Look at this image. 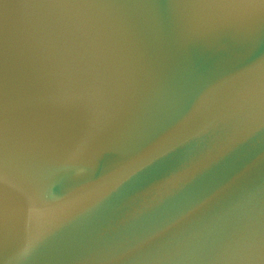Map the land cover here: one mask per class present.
<instances>
[{"label": "water", "instance_id": "95a60500", "mask_svg": "<svg viewBox=\"0 0 264 264\" xmlns=\"http://www.w3.org/2000/svg\"><path fill=\"white\" fill-rule=\"evenodd\" d=\"M0 264H264V0H0Z\"/></svg>", "mask_w": 264, "mask_h": 264}]
</instances>
